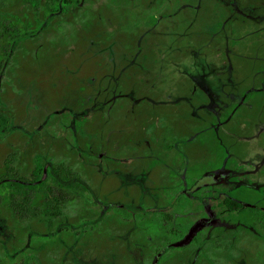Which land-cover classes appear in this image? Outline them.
<instances>
[{
  "label": "rangeland",
  "instance_id": "rangeland-1",
  "mask_svg": "<svg viewBox=\"0 0 264 264\" xmlns=\"http://www.w3.org/2000/svg\"><path fill=\"white\" fill-rule=\"evenodd\" d=\"M224 4H230L231 8ZM83 5L78 15L59 23L48 36L73 46L82 28L100 19L103 41H89L85 51L101 53L105 67L111 71L116 65L129 67L128 71L134 66L132 72L139 80L138 89H125L127 84L114 85L109 81L114 77L110 73L108 78L112 79L102 85L104 96L87 95L86 106L75 112L61 108L63 121L75 125L77 118H92L102 110L106 122L112 126L137 101V95L155 109L150 129L139 139H110L111 131L129 132L131 125L110 127L104 134L91 135L90 139L97 140L101 151L96 161L85 162L91 166L88 181L92 192L98 188V177L107 175L114 178L115 187L122 189L124 197L130 195L127 194L130 187L137 186L135 204L149 199L153 207L162 206L172 197L174 185L192 184L202 176L218 173L223 178L193 188L202 201L215 202L223 191L236 187L244 195L258 197L242 187L264 188V116H259L260 111L256 113L259 115L252 114L254 108H260L255 106L258 89L263 94L259 102L264 104V81L252 70L248 78L242 79L234 67L233 55L246 51V46L260 50L258 42L264 45V8L238 5L233 0H87ZM226 19L230 20L228 29L220 25ZM218 22L219 27L211 30ZM246 53L262 56L264 71L263 53ZM112 91L113 97L107 95ZM18 98L27 108L23 126L36 128L48 117V108L32 87ZM173 105L180 106L181 114L194 117L195 121L186 123L191 135L200 133L206 137L210 129L218 136L224 133L223 154L180 152L177 147L180 133L173 127L170 111ZM50 131L72 136L71 131L60 125L58 117L52 119ZM84 206L91 209V216L98 208L91 201L76 197L68 211L76 214ZM163 210L175 217L182 216L184 230L171 240L175 247L164 253L162 264L175 260L181 264H208V259L211 264H264V218L258 224L234 231L227 247L208 249L206 244L192 238L200 226L212 222L205 215L210 209L204 212V204L185 199L173 207L164 205ZM106 213L114 216V211ZM123 220L124 217L110 223V228L106 226V230L121 231L122 240L109 243L104 251H91L84 263L156 264L157 252L151 250L155 242L137 240L136 236L131 239ZM93 223L100 226L96 217ZM69 264L78 261L72 259Z\"/></svg>",
  "mask_w": 264,
  "mask_h": 264
},
{
  "label": "trees",
  "instance_id": "trees-1",
  "mask_svg": "<svg viewBox=\"0 0 264 264\" xmlns=\"http://www.w3.org/2000/svg\"><path fill=\"white\" fill-rule=\"evenodd\" d=\"M86 1L0 0V264H69L72 259L86 264L88 253L104 251L109 243L122 240L123 234L118 229L106 230V226L110 228V223L122 217L124 230L131 239L136 236L137 240L155 242L151 250L157 252L156 264H162L164 253L175 247L171 240L184 230L182 216L167 213L164 205L173 207L185 199L197 200L204 204V212L206 208L211 211L204 214L212 222L200 226L192 239L200 240L208 249L227 247L234 231L258 224L264 218V188L242 187L258 197L244 195L236 187L220 193L215 202H204L193 190L201 185L194 180L192 184L174 185L170 200L153 207L149 199H144L141 205L135 204L137 186L130 187L127 192L130 195L124 197L122 189L115 187L114 178L105 175L98 177V188L92 192L88 181L91 166L85 162L96 161L101 151L97 140L90 139L91 135L104 134L110 127L131 125L129 132L114 129L109 133L110 139L136 138L150 129L155 109L141 98L112 126L106 122L102 110L92 118H77L75 125L61 118V108L75 112L86 106L87 95L97 93L103 97L102 85L112 79L108 78L110 73L114 77L109 81L114 85L127 84L125 89H138L139 80L132 72L134 66L128 71L129 67L116 65L111 71L105 67L101 53L85 51L89 41H103L100 19L82 28L73 46L48 36L59 23L78 15ZM233 1L242 6L264 8V0ZM224 5L231 8L230 4ZM229 22L226 19L220 25L228 29ZM216 27L219 22L211 30ZM258 45L260 50L246 46V51H261L264 55V45L261 42ZM246 51L233 55L235 69L242 79L248 78L252 70L263 82L262 56ZM29 87L49 110L48 117L36 128L22 124L27 108L18 97ZM257 91L255 106L260 108H254L252 114L260 111L262 117L264 104L259 101L263 94ZM107 95L112 96L114 92ZM170 111L174 128L184 132L178 138L181 149L195 155L223 154L224 133L220 132V140L213 129L206 137L200 133L191 135L186 123L195 121L194 117L181 114L180 106L173 105ZM55 117L63 129L71 131V137L50 131ZM238 126L234 129L239 130ZM76 197L97 205L92 216L88 206L76 214L68 211ZM108 210L114 211V216L106 213ZM94 217L100 226L93 223ZM171 264L181 263L175 260Z\"/></svg>",
  "mask_w": 264,
  "mask_h": 264
},
{
  "label": "flooded vegetation",
  "instance_id": "flooded-vegetation-1",
  "mask_svg": "<svg viewBox=\"0 0 264 264\" xmlns=\"http://www.w3.org/2000/svg\"><path fill=\"white\" fill-rule=\"evenodd\" d=\"M137 97H138V99H137V101L135 102V103H137L138 101H139V99H141L142 97L141 96H138L137 95ZM260 114V113H259ZM259 114H255V115H259ZM259 116H261V114L259 115ZM174 127V126H173ZM118 130H120V129H118ZM175 131H177L178 133H180V135L179 136H181V133H184L182 130H180V129H176ZM186 131V130H185ZM143 135H145V134H143ZM139 136H142V135H139ZM139 136H137L136 138H133L132 137V139H130V140H135V139H139L140 137ZM216 136L218 137V139L220 140V138H219V136L216 134ZM124 137H126V136H124ZM178 143H180V140H178L177 141V147H178V149L180 150V152L181 151H183V149H181V146L178 144ZM214 153V152H213ZM218 178H223V175H221L220 176V174H218V173H211V174H207V175H205V176H202L201 178H199V179H196V181H195V183L196 184H208V183H210V182H212V181H215L216 179H218ZM193 186H195V185H193ZM194 188V187H193ZM257 190H259V189H257Z\"/></svg>",
  "mask_w": 264,
  "mask_h": 264
}]
</instances>
